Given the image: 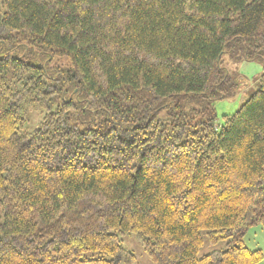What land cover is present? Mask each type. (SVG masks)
<instances>
[{"label": "trees", "instance_id": "trees-1", "mask_svg": "<svg viewBox=\"0 0 264 264\" xmlns=\"http://www.w3.org/2000/svg\"><path fill=\"white\" fill-rule=\"evenodd\" d=\"M0 46L48 55L0 52V264H135L126 235L153 264L263 262L264 70L220 130L215 105L226 61L264 65V0H0Z\"/></svg>", "mask_w": 264, "mask_h": 264}, {"label": "rangeland", "instance_id": "rangeland-1", "mask_svg": "<svg viewBox=\"0 0 264 264\" xmlns=\"http://www.w3.org/2000/svg\"><path fill=\"white\" fill-rule=\"evenodd\" d=\"M248 1L251 2L253 0ZM3 49L5 52L10 51L16 57L22 56L34 63H45L48 58L47 54H44L43 51H40L37 48L0 46V52H2ZM46 65L50 66L51 72L59 71V73L63 74L65 67L69 65V63L67 59L62 58L60 61H56L54 63L49 62L46 63ZM225 66L229 68L230 71L234 72L235 77L239 76V91L233 99H227L216 103L215 107L217 119L215 126L218 130L222 128L224 116L234 115L240 110L242 105L258 91L260 87V79L264 70V65L257 61H244L241 63H229L226 61ZM60 103L61 99H56L51 106V111L56 110ZM24 114L28 120L26 130L30 132L37 127L40 119L42 118V114L32 106L25 107ZM121 240L123 247L135 255V264H153L143 246L134 235L122 236ZM245 242L246 246L250 249L259 248L264 254V230L260 226L253 228V230L249 232ZM222 247L223 244H220L217 247H212L205 242L199 253V257H202L214 250H219ZM260 264H264V260Z\"/></svg>", "mask_w": 264, "mask_h": 264}]
</instances>
